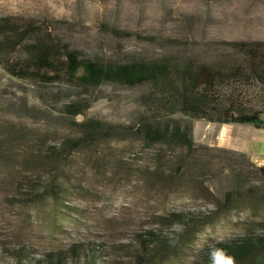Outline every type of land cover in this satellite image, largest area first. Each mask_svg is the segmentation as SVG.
Returning <instances> with one entry per match:
<instances>
[{"label": "rangeland", "instance_id": "rangeland-1", "mask_svg": "<svg viewBox=\"0 0 264 264\" xmlns=\"http://www.w3.org/2000/svg\"><path fill=\"white\" fill-rule=\"evenodd\" d=\"M0 16L104 60L176 56L226 66L237 58L230 43L264 42V0H0ZM144 91L108 84L78 99L63 85L30 84L0 68V264H17L19 252L34 260L64 256L73 245L87 264H205L206 247L261 231L264 203L253 211L242 201L186 229L168 220L211 212L233 190L239 158L146 148L127 132L83 137L91 120L102 128L152 120L141 105ZM80 100L90 103L81 115L64 112ZM171 118L191 127L196 145L221 148L220 124ZM232 135L264 169V130L235 124ZM244 183L240 193L259 190L258 182Z\"/></svg>", "mask_w": 264, "mask_h": 264}, {"label": "trees", "instance_id": "trees-1", "mask_svg": "<svg viewBox=\"0 0 264 264\" xmlns=\"http://www.w3.org/2000/svg\"><path fill=\"white\" fill-rule=\"evenodd\" d=\"M34 33L35 28L28 22L0 16V68L8 76L34 85H63L73 89L78 99L108 84L145 88L141 105L152 120L143 118L136 126L106 128L91 120L84 124V138L91 136L90 131L127 132L146 148L159 145L184 151L186 156L215 152L221 158L237 157L251 168L245 171L241 162L234 163L238 170L234 171L233 190L222 201L215 200L211 212L171 213L168 220L174 225L186 229L207 223L208 216L222 217L226 209L235 208L242 201L253 211L264 203V169L255 167L246 153L196 145L191 127H181L171 118L181 114L212 124L249 125L264 130V42H232L236 60L227 61L226 66H211L176 56L123 61L89 58L65 45L35 37ZM89 106V100L73 101L64 106V112L76 117ZM156 119L164 121L155 123ZM245 181L258 182L259 190L248 187L240 193ZM260 224V232L248 231L206 247L205 264H226L229 258L232 264H264V220ZM17 256V264H68V260L87 264L84 249L75 245L64 256L48 253L37 260L27 253L19 252Z\"/></svg>", "mask_w": 264, "mask_h": 264}, {"label": "crops", "instance_id": "crops-1", "mask_svg": "<svg viewBox=\"0 0 264 264\" xmlns=\"http://www.w3.org/2000/svg\"><path fill=\"white\" fill-rule=\"evenodd\" d=\"M234 125L235 124L219 125V129L216 130V134H217L216 146L232 151L246 153L254 162L255 158L253 154L249 151L248 147H246L244 143L241 142L238 138H233L234 136L232 135V130ZM240 131L242 130L240 129Z\"/></svg>", "mask_w": 264, "mask_h": 264}, {"label": "clouds", "instance_id": "clouds-1", "mask_svg": "<svg viewBox=\"0 0 264 264\" xmlns=\"http://www.w3.org/2000/svg\"><path fill=\"white\" fill-rule=\"evenodd\" d=\"M226 264H232V261L230 258L226 261Z\"/></svg>", "mask_w": 264, "mask_h": 264}, {"label": "built area", "instance_id": "built-area-1", "mask_svg": "<svg viewBox=\"0 0 264 264\" xmlns=\"http://www.w3.org/2000/svg\"><path fill=\"white\" fill-rule=\"evenodd\" d=\"M262 164H264V162H262Z\"/></svg>", "mask_w": 264, "mask_h": 264}]
</instances>
